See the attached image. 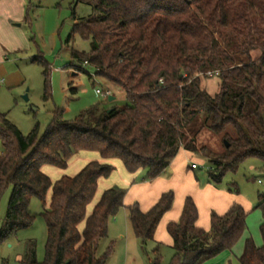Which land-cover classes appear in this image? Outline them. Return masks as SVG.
Returning <instances> with one entry per match:
<instances>
[{
  "label": "trees",
  "instance_id": "1",
  "mask_svg": "<svg viewBox=\"0 0 264 264\" xmlns=\"http://www.w3.org/2000/svg\"><path fill=\"white\" fill-rule=\"evenodd\" d=\"M79 2L93 5L96 13L76 19L66 43L79 34L90 41V49H72L68 65L74 75L82 71L114 82L129 103L110 111L94 105L71 120L56 109L43 132L36 124L27 134L0 112V201L11 187L0 241L32 224L28 207L34 196L43 204L47 226L44 259L37 260L31 240L19 264H104L112 249L98 256L97 248L122 207L135 236L144 245L155 240L163 216L173 206L172 190L143 210L137 201L125 206L126 188L114 185L88 212L99 179L114 169L110 159L122 161L129 173L144 170L143 179L153 180L185 148L209 159L207 168L215 183L249 157L264 161V0ZM33 61L43 65L48 98L51 66L42 55ZM215 70L220 85L211 95L202 77ZM68 85L70 93L78 92L73 77ZM198 117L204 118L202 126L223 133L229 145L214 151L199 145L196 135L187 137L186 129ZM82 150L99 156L75 175L52 181L43 171L44 165L67 168ZM258 200L262 244L248 235L242 264H264V194ZM247 216V209L233 202L224 213L212 211L210 226L204 228L198 224L196 203L187 196L179 218L166 225L175 250L170 264H203L231 251L247 231ZM161 259L154 248L150 264H161Z\"/></svg>",
  "mask_w": 264,
  "mask_h": 264
},
{
  "label": "rangeland",
  "instance_id": "2",
  "mask_svg": "<svg viewBox=\"0 0 264 264\" xmlns=\"http://www.w3.org/2000/svg\"><path fill=\"white\" fill-rule=\"evenodd\" d=\"M22 3L23 9L20 5ZM19 9L23 12L21 17L17 16ZM95 13L93 5L76 3V0H22L21 2L20 0H9L8 2L0 0V55L3 53L0 59V79H3L0 82V112L6 113L8 119L24 134L29 133L36 124L43 132L56 109L62 110L63 118L71 120L84 109L94 105L111 110L112 107H124L129 103L125 92L114 82L99 75L90 76L82 71L74 75L73 68L68 65L72 49L78 51L90 49V41L83 39L79 34H75L70 42L66 43L74 21ZM4 19L15 30L22 32V35L19 36L14 31L9 32V29L4 27ZM15 45L19 47H14ZM38 55H42L51 66L48 98L44 97L43 65L33 61V58ZM88 70L93 74L92 69L88 68ZM71 77L74 79V85L78 87L76 94L70 93L69 90L68 80ZM219 85L220 78L216 75L202 77V86L211 95L219 91ZM97 89L110 90L115 99L109 100V95H101ZM203 123L204 118L198 117L186 129L187 137L196 135L199 145L207 146L214 151L223 150L225 144L223 133L217 134L209 127L202 126ZM2 151L0 138V153ZM186 151L188 152L186 156L177 154L173 163L159 176V188L174 192V202L170 212L175 213L177 207L182 210L185 198L191 196L198 207V224L201 226L205 224V227H209L211 212L222 210L220 204L222 196L225 194L234 196V199H237V202L246 207L248 211L247 232L231 251L226 250L203 264H242L240 256L246 236H252L257 245L262 244L260 233L262 210L255 207L259 201V194H264V161L257 157H249L240 163L235 172L227 171L222 181L215 183L207 168L210 165L209 159L200 153ZM98 156V153L94 151L82 150L73 155L67 168L44 165L43 171L52 181H55L65 174L75 175L88 161ZM108 161L114 169L108 177L99 179L97 191L93 202L88 206V212L91 211L94 202L98 200L102 192L114 185L126 188V200L137 201L143 206L147 205V196L145 197L143 188L133 186L135 182L144 180L145 171L129 173L122 161L118 159ZM182 162L189 166L197 163L199 167L189 168L190 170L186 166L182 167L185 173L189 171L188 178H184L181 174H177L176 170ZM192 174H195L193 183L188 181L194 179L191 177ZM186 183L189 184L186 185ZM207 187L222 194L213 195L212 190ZM10 193L11 187L0 201V228L6 214ZM50 194L51 189L47 194L48 202ZM43 209L41 200L38 197H32L28 211L34 217L33 222L29 227L22 228L0 241V264H19L31 240L35 244L37 260L44 259L47 226L42 214ZM125 210V207H122L111 218L108 235L101 239L98 245V256H102L109 247L112 249L104 264H150L149 258L153 256V249L156 247L162 257L161 264H170L175 250L166 240L169 238L166 228L163 229L162 235L160 232L155 240L144 245L135 236L131 225H127ZM119 231L124 233L125 239L118 236ZM127 242L129 258H127Z\"/></svg>",
  "mask_w": 264,
  "mask_h": 264
},
{
  "label": "crops",
  "instance_id": "3",
  "mask_svg": "<svg viewBox=\"0 0 264 264\" xmlns=\"http://www.w3.org/2000/svg\"><path fill=\"white\" fill-rule=\"evenodd\" d=\"M6 2H8L9 0H5ZM22 0H20V2H21ZM21 5V8L23 9V3L22 4H20ZM19 11V13H18V17H21L22 15H23V12H22V10H18ZM3 22L5 23V28H7V29H9V32H12V31H14V33H17L19 36H20V34L22 35V32H18L17 30H15L10 24H9V22L6 20V19H4L3 20ZM17 35V36H18ZM14 47H19V45H15ZM15 49V48H14ZM2 55V56H1ZM0 55V59H2V57H3V53ZM3 80V79H2ZM0 82H2V81H0ZM187 149H185V148H181L180 149V151H179V153H180V155L181 156H186L187 154L186 153H188L187 151H186ZM178 153V154H179ZM174 161V160H173ZM173 161L171 162V164L173 163ZM170 164V165H171ZM169 165V166H170ZM184 166H186V168L187 169H189V168H191V169H196V168H192L191 167V164H190V166L188 165V164H184L183 162H182V164H180L179 165V167H176V170H177V174H181V176H183L184 178H188V173H189V171L188 172H184V169L182 168V167H184ZM198 168V167H197ZM190 170V169H189ZM183 174V175H182ZM191 177H193L194 179H189L188 181L189 182H191V183H193V181H195V174H192V176ZM159 177H157V178H155V179H153V180H142V181H140V182H138V183H134L133 184V186H134V188H137V187H139V188H143L142 189V191L144 190V192H145V197L147 196V202H148V204L147 205H141V207H142V209L143 210H147V209H149L156 201H157V199L159 198V196L161 195V193L162 192H164V191H166L167 189H160L159 188ZM189 183H186V185H188ZM160 189V190H159ZM207 189H210V190H212V194L213 195H221L222 193H220L219 191H217V190H215V189H213V188H211V187H207ZM137 190H140V189H137ZM225 194V193H224ZM127 198H126V195H125V197H124V204H125V206H127V205H129V204H131V203H133L132 201H128V200H126ZM233 202H237V199H234V196H232V195H228V194H225V195H223L222 196V201H221V208H222V210L219 212V213H224V212H226L228 209H229V207L232 205V203ZM246 208V207H245ZM125 209H126V207H125ZM170 211H168L164 216H163V218H162V220H161V222H160V224H159V226H158V229H157V232H156V235H155V239H156V237H158V235H160V232H161V235H162V231H163V229L164 228H166V225H167V223L170 221V220H176V219H178L179 218V216H180V213H181V209L180 208H176V210H175V213H174V211L172 212V214H171V212L169 213ZM125 219H126V223H127V225H130V221H129V216H128V211H127V209L125 210ZM201 226V225H200ZM201 227H204V228H209V227H205V224L204 225H202ZM247 232V231H246ZM118 236L121 238V239H125L126 237H125V235H124V233H122V231H119V233H118ZM248 236V235H247ZM246 236V237H247ZM167 241H168V243L169 244H171L172 243V240H171V237L169 236V238L168 239H166ZM127 253H128V256H127V254H126V256H127V258H129V244H128V242H127ZM213 259V258H212ZM209 260H211V259H209ZM209 260H207V261H209ZM205 263V262H204Z\"/></svg>",
  "mask_w": 264,
  "mask_h": 264
},
{
  "label": "built area",
  "instance_id": "4",
  "mask_svg": "<svg viewBox=\"0 0 264 264\" xmlns=\"http://www.w3.org/2000/svg\"><path fill=\"white\" fill-rule=\"evenodd\" d=\"M218 73H219V71H217V70H215V71H208L207 72V75L208 76H217L218 75ZM0 81H2V79H0ZM97 92L99 93V94H101V95H105V96H107V95H111V91L110 90H106V91H103V90H101V89H97ZM199 165L197 164V163H192L191 164V167L192 168H197Z\"/></svg>",
  "mask_w": 264,
  "mask_h": 264
},
{
  "label": "water",
  "instance_id": "5",
  "mask_svg": "<svg viewBox=\"0 0 264 264\" xmlns=\"http://www.w3.org/2000/svg\"><path fill=\"white\" fill-rule=\"evenodd\" d=\"M25 97H27V96H25ZM113 99H115V97L112 96V95H110V96H109V100H113ZM108 111H110V110H108ZM225 144H226V145H229V144L227 143V141H225Z\"/></svg>",
  "mask_w": 264,
  "mask_h": 264
}]
</instances>
